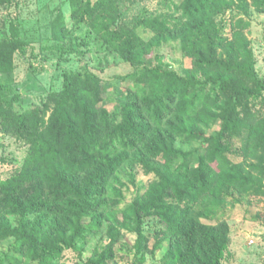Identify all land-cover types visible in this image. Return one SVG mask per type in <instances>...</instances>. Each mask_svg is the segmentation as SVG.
I'll list each match as a JSON object with an SVG mask.
<instances>
[{
  "label": "trees",
  "instance_id": "trees-1",
  "mask_svg": "<svg viewBox=\"0 0 264 264\" xmlns=\"http://www.w3.org/2000/svg\"><path fill=\"white\" fill-rule=\"evenodd\" d=\"M215 1L184 0L183 31L176 35L165 20H144L157 33L156 44L178 37L177 47L191 59L183 75L161 63L139 62L138 35L120 26L113 0L86 1L87 18L100 19L119 40L122 58L134 66L129 75L134 90L124 96L117 92L113 110L105 106L103 80L88 71L65 74L61 90L42 107L21 110L15 106L20 95L7 98L10 86L0 79V130L29 143L18 174L0 180V208L17 220L13 225L0 213V242H6V248L0 246V264H59L63 252L77 249L76 243L91 236L111 209L134 223L140 261L150 237L142 224L149 218L158 224L156 242L164 239L161 233L171 242L166 264H221L229 228L220 218L205 220L218 216L224 188L264 193V118L249 107L251 99L262 96L264 81L246 43L224 36L215 20ZM252 1L264 10V0ZM5 42L0 75L13 72L14 52L23 49L18 38ZM211 123L218 127L208 132ZM241 132L244 154L258 153L249 170L227 156L228 138ZM131 159L149 180L133 188L129 200L116 192L120 201L110 205L107 185ZM110 229V242L85 264H107L118 233Z\"/></svg>",
  "mask_w": 264,
  "mask_h": 264
},
{
  "label": "rangeland",
  "instance_id": "rangeland-1",
  "mask_svg": "<svg viewBox=\"0 0 264 264\" xmlns=\"http://www.w3.org/2000/svg\"><path fill=\"white\" fill-rule=\"evenodd\" d=\"M86 1L14 0L0 4V47L6 45L5 40L11 43L13 37L23 43V49L14 52L13 72L0 75V79L10 86L5 96L20 95V101L15 103L17 109L42 107L61 90L65 74L78 70L94 73L103 80L106 86L103 94L105 106L109 110L115 106L117 92L124 96L134 90L135 84L129 79L134 66L122 58L119 40L103 29L100 19L92 21L87 18ZM89 1L93 4L96 0ZM183 1L113 0V10L118 14L120 26L138 35L135 39L138 51L143 50L140 63L148 66L161 63L181 75L191 68V59L177 47V36L171 41L156 44L157 33L144 26V20L158 17L169 24L168 31H175L174 35L183 31ZM79 3L82 4L74 16L73 10ZM215 5H218L215 20L224 28V36L228 42L235 43L238 36L246 43L253 55L255 72L264 81V10L256 7L252 0H216ZM61 22H65L62 33L58 32ZM12 27L16 30L15 36L12 35ZM121 77L124 80L118 82ZM249 107L259 111L264 118V92L259 98L251 99ZM217 124L207 126L208 132L218 127ZM243 139L242 132L228 138L227 156L231 162L242 164L249 170L256 163L258 153L249 150L245 155ZM28 152L29 143L24 138L13 133L3 134L0 130V180L18 174ZM148 180L139 164L131 159L115 172L107 185V193H111L110 205H113L112 201H120L114 195L116 192L124 194L121 200H129L132 189ZM222 193L223 202L217 211L218 216L205 220L206 223H214L220 218L229 228L230 243L221 264H264V193L234 187L224 188ZM0 213L5 214V209L0 208ZM5 216L13 225L17 224L15 217L9 213ZM105 216L106 220L91 236L76 243L77 249L63 252L59 264H85L88 257L110 242V227L118 229V233L111 244L107 264H166L165 250L171 242L162 237V233L159 234L164 238L161 244L156 242V236H153L158 227L156 220L147 218L142 224L150 237L145 258L140 261V255L135 254L133 246L137 238L134 223L124 221L115 209L109 210ZM5 244L0 242L4 248Z\"/></svg>",
  "mask_w": 264,
  "mask_h": 264
}]
</instances>
